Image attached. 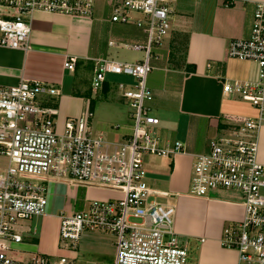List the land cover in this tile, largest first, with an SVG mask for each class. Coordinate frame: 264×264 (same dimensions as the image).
<instances>
[{"label":"built area","instance_id":"2783aa9c","mask_svg":"<svg viewBox=\"0 0 264 264\" xmlns=\"http://www.w3.org/2000/svg\"><path fill=\"white\" fill-rule=\"evenodd\" d=\"M178 1H113L110 22L135 27L144 37L120 46L145 54L137 63L99 61L91 82L95 96L108 74L137 81L135 86H118L134 121L132 134L120 143L92 132L90 110L68 119L60 131L57 109L43 106L45 98L59 95L55 85L22 81L0 87V156L8 161L0 175V264H76L66 256L36 254L21 262L10 254L23 243L25 223L46 215L52 182L121 194L118 200L93 201L81 212L61 214L62 248L75 249L83 233L90 232L117 239L112 264L189 263L188 249L175 231L177 207L153 199L144 163L147 156L172 159L186 153L181 141H165L155 132L160 119L153 115L154 92L147 82L155 69V50L170 35L171 6ZM94 10L95 0H0V48L30 51L32 20L39 13L74 19L90 18ZM227 54L259 67L255 82L222 83L224 94L248 104L254 116L230 118L234 126L211 141L208 152L193 155L189 195L208 198L217 191L239 192L243 220L224 228L221 245L238 253L239 264H264V164L258 160V133L264 128V4L256 5L250 38L231 41ZM76 64V58L67 57L64 68L74 72Z\"/></svg>","mask_w":264,"mask_h":264},{"label":"crops","instance_id":"0c3cea01","mask_svg":"<svg viewBox=\"0 0 264 264\" xmlns=\"http://www.w3.org/2000/svg\"><path fill=\"white\" fill-rule=\"evenodd\" d=\"M113 1L95 0L94 15L90 18L35 15L30 51L0 48V87H15L22 81L55 85L59 95L45 98L43 106L57 109L60 131L68 119H77L90 110L94 115L92 132L99 131L106 138L107 133L113 135L114 131L126 130L127 133L116 136L113 142L120 143L132 134L133 126H120L115 130L110 120L118 112L111 108L98 110L94 102L100 93L94 96L91 90L93 96L88 98L85 86L86 80L91 85L101 60L142 62L130 61L122 55L135 51L121 44H137L144 37L135 27L110 22ZM257 4H264V0H179L172 4L170 35L162 48L155 50L152 61L155 69L148 76V86L154 92L153 113L161 114L156 116L160 119L157 133L165 141H181L186 152L172 159L145 157L148 185L155 201H170L176 205V234L182 246L194 249L188 264H239L238 253L223 248L221 238L225 227L243 220V196L236 191H217L208 198H196L190 196L189 191L193 155L208 152L210 142L234 126L230 118L254 116L248 104L224 94L222 83L225 80L255 82L259 78L256 63L229 59L227 54L231 41L250 38ZM183 34L184 59L180 66L171 68L172 53L179 49L175 47L178 40L173 42L172 39ZM67 57L77 59L74 72L64 68ZM101 92L106 95V103L109 100L111 105L124 102L122 94L115 96L117 91L107 80ZM232 102L243 103L242 112L230 113L227 105ZM258 144V160L264 164V128L258 133ZM48 190L46 215L35 217L39 226L31 225L34 219L25 223L23 243L11 256L21 262H29L36 254H41L66 256L76 264H112L115 257L99 247L93 252L81 249L87 233L91 236L85 242L87 247L95 238L109 235L85 232L75 249L62 248L60 215L81 212L93 201L118 200L121 194L62 182H52ZM220 194L228 197L219 198Z\"/></svg>","mask_w":264,"mask_h":264},{"label":"rangeland","instance_id":"374dc122","mask_svg":"<svg viewBox=\"0 0 264 264\" xmlns=\"http://www.w3.org/2000/svg\"><path fill=\"white\" fill-rule=\"evenodd\" d=\"M185 34L180 35V36H175L172 41L175 42L176 40L178 44H176L175 47H179V49L177 50V52L172 53V60L170 63V67L171 68H176L177 66H180L182 63V60L184 59V55H185ZM176 51V50H175ZM143 52H123L122 55L124 56L125 59H129L130 61H143L144 60V54H142ZM156 53V52H155ZM177 61V62H176ZM106 80L107 82H109L113 87H115L116 89V95L115 96H119L121 95V92L119 91L118 86L120 84L126 85V86H135V84H137V81L134 78L131 77H127V76H121V75H112V74H108L106 76ZM87 82H85V86L86 89L88 90L87 94L88 96H93V93L90 92L91 91V85H89L88 80H86ZM99 97L95 96V102L94 105L98 108V110L101 108H111V109H115L118 112V115L115 116L114 118H112L110 120V123L113 124L114 127L116 126H121L122 128H131L132 126H134V121L131 118L132 115V109L130 108V105L127 101L124 100V102H118L115 103L113 105L110 104V100L108 103H106V101L104 99H106V95L103 96L102 92H100V94H98ZM103 102V103H101ZM244 104L240 103V102H232L229 103L227 105V108L229 109L230 113L233 112H242ZM246 106V105H245ZM249 106V105H248ZM154 116H160L156 113H153ZM98 119V118H97ZM96 119V120H97ZM159 128V127H158ZM158 128H155V132H158ZM122 133H127L126 130H120V131H114V133H111L113 135H110L107 133V135L105 134L106 138L112 142H116V136L119 137V135H121ZM101 133L99 131H97V133L95 135H100ZM161 134V133H160ZM161 136H163V134H161ZM122 142V141H121ZM8 166V161L6 158L1 157L0 156V173L3 172V170H5ZM211 195V194H210ZM219 198H227L228 195L227 194H220L217 195ZM231 199V198H230ZM38 219V218H37ZM36 218H34L33 222L31 223L32 226H39L40 222L37 221ZM90 234L87 233V235L84 236L83 241H82V246L81 249H85L87 248L86 252H93L97 247L103 249V251L110 255V256H114L116 257L117 255V247L115 246V243L117 242V239L115 237L112 236H108V237H102V238H95L89 247L87 243L91 238V236H88ZM97 239V240H96ZM184 244V243H183ZM99 245V246H97ZM189 257L192 256L193 254V247L190 246L189 247Z\"/></svg>","mask_w":264,"mask_h":264},{"label":"trees","instance_id":"16d2710c","mask_svg":"<svg viewBox=\"0 0 264 264\" xmlns=\"http://www.w3.org/2000/svg\"><path fill=\"white\" fill-rule=\"evenodd\" d=\"M143 40H144V38H143ZM192 72H194V71H192ZM90 96H88V98H89Z\"/></svg>","mask_w":264,"mask_h":264}]
</instances>
